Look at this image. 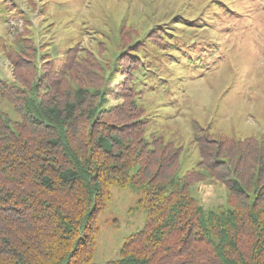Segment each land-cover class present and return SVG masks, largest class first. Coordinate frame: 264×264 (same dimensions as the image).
Instances as JSON below:
<instances>
[{
  "label": "trees",
  "instance_id": "1",
  "mask_svg": "<svg viewBox=\"0 0 264 264\" xmlns=\"http://www.w3.org/2000/svg\"><path fill=\"white\" fill-rule=\"evenodd\" d=\"M189 22L181 20L178 27L189 28ZM154 35L159 43L152 45ZM166 35L151 28L145 34L150 42L138 38L129 45L143 61L127 63L134 93H140L150 57L145 45L161 50L165 44L170 53L194 40L170 35L165 42ZM75 47L63 65L66 79L74 77ZM39 49L25 35L9 50L16 83L0 79V100L19 118L0 109V264H93L97 219L111 201V187L137 192L145 224L125 240L119 258L105 264H264V138L236 141L197 124L192 142L198 169L179 175L181 147L161 137L147 140L130 100L115 114L103 108L108 100L101 90L77 89L67 96L62 78L47 81L42 100L33 91L29 96L21 84L35 71ZM122 53L113 68L119 57L128 61ZM82 72L78 66L77 74ZM100 72L96 63L88 70L92 76ZM205 180L226 190L214 210L200 206L193 193Z\"/></svg>",
  "mask_w": 264,
  "mask_h": 264
},
{
  "label": "rangeland",
  "instance_id": "2",
  "mask_svg": "<svg viewBox=\"0 0 264 264\" xmlns=\"http://www.w3.org/2000/svg\"><path fill=\"white\" fill-rule=\"evenodd\" d=\"M29 1L0 0L3 82H15L9 50L28 35L42 53L29 80L21 84L29 96L35 92L42 100L47 81L62 78L67 96L77 89L101 90L108 100L103 108L115 114L130 100L142 116L147 140L161 137L181 147L179 175L198 169L192 142L197 124L210 135L236 141L264 138V0H39L36 8ZM218 1L225 3L221 6ZM181 20L191 21L189 28H179ZM151 28L164 29L165 42L170 35L188 34L194 40L168 53L165 44L161 50L152 46L159 43L152 36L154 43L144 46L150 57L137 94L128 81L127 63L143 61L133 57L128 47L138 38L148 41L145 34ZM74 46V77L66 79L63 65ZM117 53L128 54L124 55L128 61L119 57L113 68ZM95 63L100 76L88 73ZM78 66L84 70L81 76ZM0 109L19 119L4 99ZM111 121L121 124L114 116ZM225 191L223 184L205 180L193 193L200 206L214 210L222 204ZM110 195L97 219L93 264L117 260L125 240L145 224L133 188L111 187Z\"/></svg>",
  "mask_w": 264,
  "mask_h": 264
}]
</instances>
